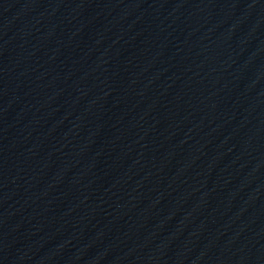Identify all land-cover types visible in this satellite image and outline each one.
Returning a JSON list of instances; mask_svg holds the SVG:
<instances>
[{
  "label": "water",
  "instance_id": "water-1",
  "mask_svg": "<svg viewBox=\"0 0 264 264\" xmlns=\"http://www.w3.org/2000/svg\"><path fill=\"white\" fill-rule=\"evenodd\" d=\"M0 264H264V0H0Z\"/></svg>",
  "mask_w": 264,
  "mask_h": 264
}]
</instances>
